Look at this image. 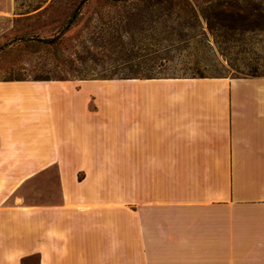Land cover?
<instances>
[{
  "label": "crops",
  "instance_id": "crops-1",
  "mask_svg": "<svg viewBox=\"0 0 264 264\" xmlns=\"http://www.w3.org/2000/svg\"><path fill=\"white\" fill-rule=\"evenodd\" d=\"M0 264H264V75L0 79Z\"/></svg>",
  "mask_w": 264,
  "mask_h": 264
},
{
  "label": "rangeland",
  "instance_id": "rangeland-1",
  "mask_svg": "<svg viewBox=\"0 0 264 264\" xmlns=\"http://www.w3.org/2000/svg\"><path fill=\"white\" fill-rule=\"evenodd\" d=\"M0 1V79L264 75V0Z\"/></svg>",
  "mask_w": 264,
  "mask_h": 264
},
{
  "label": "trees",
  "instance_id": "trees-1",
  "mask_svg": "<svg viewBox=\"0 0 264 264\" xmlns=\"http://www.w3.org/2000/svg\"><path fill=\"white\" fill-rule=\"evenodd\" d=\"M86 1H87V0H83L82 5H83ZM80 8H81V6L79 7L78 11L74 14L73 18L70 19V21H69L68 24L66 25L65 29H68V28L72 25L74 19L77 17V14L79 13ZM57 38H58V36L53 37V38H48V39H40V41L45 42V43H48V44H51V43L55 42V40H56ZM154 77H155V76H154ZM201 77H204V76H201ZM36 79H51V78H36ZM111 79H112V78H111Z\"/></svg>",
  "mask_w": 264,
  "mask_h": 264
}]
</instances>
